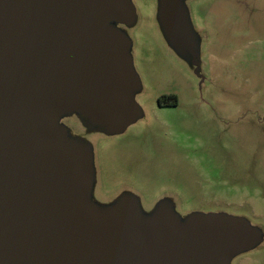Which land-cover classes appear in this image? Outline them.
Here are the masks:
<instances>
[{"label": "water", "instance_id": "1", "mask_svg": "<svg viewBox=\"0 0 264 264\" xmlns=\"http://www.w3.org/2000/svg\"><path fill=\"white\" fill-rule=\"evenodd\" d=\"M132 0H0V264H232L262 231L241 217H180L169 202L143 216L122 196L91 199V148L62 120L110 136L140 117ZM172 43L199 71L183 0H160Z\"/></svg>", "mask_w": 264, "mask_h": 264}, {"label": "rangeland", "instance_id": "2", "mask_svg": "<svg viewBox=\"0 0 264 264\" xmlns=\"http://www.w3.org/2000/svg\"><path fill=\"white\" fill-rule=\"evenodd\" d=\"M132 1L135 22L121 28L141 85L139 119L115 136L62 120L91 148L92 201L105 208L130 195L148 217L166 201L184 219L224 213L264 230V0H183L198 72L168 37L160 0ZM164 96L177 105L161 108ZM232 264H264V245Z\"/></svg>", "mask_w": 264, "mask_h": 264}, {"label": "flooded vegetation", "instance_id": "3", "mask_svg": "<svg viewBox=\"0 0 264 264\" xmlns=\"http://www.w3.org/2000/svg\"><path fill=\"white\" fill-rule=\"evenodd\" d=\"M170 99H171V102H170ZM173 101H172V97H167V96H164L163 98H161L160 100H159V106L161 107V108H163V107H167V106H176V105H173V103H172ZM68 125V124H67ZM69 126V125H68ZM260 226H258V228H259ZM259 229H261V231H262V236H263V241H262V243L258 246L259 248L261 247V246H263L264 245V230L260 227ZM257 247V248H258ZM256 248V249H257ZM252 252V251H251ZM247 253H249V252H247ZM247 253H244V254H247ZM243 254H241V255H239V256H242ZM238 256V257H239ZM238 257H236V258H238ZM235 258V259H236ZM234 259V260H235ZM233 260V261H234Z\"/></svg>", "mask_w": 264, "mask_h": 264}, {"label": "trees", "instance_id": "4", "mask_svg": "<svg viewBox=\"0 0 264 264\" xmlns=\"http://www.w3.org/2000/svg\"><path fill=\"white\" fill-rule=\"evenodd\" d=\"M172 103H173V105H177V99H176V97L174 96V97H172Z\"/></svg>", "mask_w": 264, "mask_h": 264}]
</instances>
